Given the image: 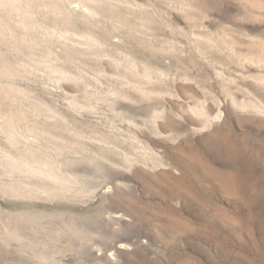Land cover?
I'll return each instance as SVG.
<instances>
[{
  "label": "rangeland",
  "instance_id": "rangeland-1",
  "mask_svg": "<svg viewBox=\"0 0 264 264\" xmlns=\"http://www.w3.org/2000/svg\"><path fill=\"white\" fill-rule=\"evenodd\" d=\"M11 1L0 264H264V0Z\"/></svg>",
  "mask_w": 264,
  "mask_h": 264
},
{
  "label": "bare ground",
  "instance_id": "bare-ground-1",
  "mask_svg": "<svg viewBox=\"0 0 264 264\" xmlns=\"http://www.w3.org/2000/svg\"><path fill=\"white\" fill-rule=\"evenodd\" d=\"M8 1H11V0H0V6L1 5H3V4H5V3H7ZM13 1V0H12ZM11 1V2H12ZM85 4V3H84ZM15 7H17V6H15ZM44 7V6H43ZM17 10V9H16ZM12 11V10H11ZM14 11V10H13ZM11 14V13H10ZM8 15V14H7ZM17 16V15H16ZM2 21V20H1ZM0 21V22H1ZM2 23V22H1ZM7 23V22H6ZM5 25V24H4ZM7 25V24H6ZM0 27H1V25H0ZM5 30V29H4ZM69 30V29H68ZM2 32V31H1ZM4 32V31H3ZM5 32H7V31H5ZM59 33V32H58ZM57 33V34H58ZM70 34V33H69ZM68 35V34H67ZM51 36V35H50ZM49 36V37H50ZM53 36V35H52ZM62 37V36H61ZM63 38V37H62ZM84 38V37H83ZM86 38V37H85ZM6 40V39H5ZM248 58H249V56H248ZM250 59V58H249ZM252 59V58H251ZM0 64H2V63H0ZM2 70V69H1ZM6 70V69H5ZM2 72V71H1ZM3 72H4V70H3ZM6 73V72H5ZM4 73V74H5ZM3 74V75H4ZM8 114V113H7ZM4 120V119H3ZM13 120H11V118L10 117H7L6 116V119L3 121V125L0 127V129L2 128V130H5V132L7 133V137H8V139H10L11 141H14L17 137H16V135H15V132H13L12 131V128H11V123H13L12 122ZM2 124V123H1ZM4 128V129H3ZM4 132V133H5ZM5 133V134H6ZM30 149V148H29ZM8 160H11V159H8ZM7 162V161H6ZM11 163V162H10ZM31 171H34L33 170V168H31ZM68 179V178H67ZM66 180V179H65ZM33 186V185H32ZM31 186V187H32ZM35 187V186H34ZM43 187V186H42ZM41 187V188H42ZM45 187V186H44ZM116 188V187H115ZM50 190V189H49ZM8 192V191H7ZM11 192V191H10ZM35 193V192H34ZM23 195V194H22ZM30 195V194H29ZM45 195V194H44ZM22 198V197H21ZM50 215V214H49ZM26 216V215H25ZM54 217V216H53ZM64 222V221H63ZM5 223V222H4ZM74 224V223H73ZM69 226V225H68ZM5 228V227H4ZM3 228V229H4ZM16 230H17V228H15ZM75 230V229H74ZM74 232V231H73ZM77 234V233H76ZM9 236V235H8ZM13 238V237H12ZM31 245V244H30ZM7 247V246H6ZM30 247V246H29ZM120 247H122V246H119V248ZM19 248H20V246H19ZM123 249V248H122ZM19 250V249H18ZM33 250V249H32ZM31 251V250H30ZM6 252H7V250H6ZM22 252V251H21ZM24 255V254H23ZM27 255V254H26ZM36 257H37V261H38V263L39 264H48V263H50L48 260H50V259H48L47 258V256H45L44 254L42 255L41 253L40 254H37L36 255ZM54 259V258H53ZM52 259V260H53ZM31 261V260H30ZM56 264V263H55Z\"/></svg>",
  "mask_w": 264,
  "mask_h": 264
}]
</instances>
